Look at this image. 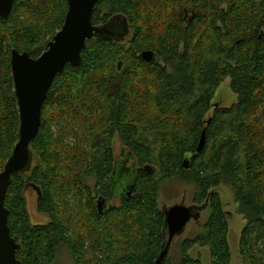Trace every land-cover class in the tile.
<instances>
[{"label": "trees", "instance_id": "1", "mask_svg": "<svg viewBox=\"0 0 264 264\" xmlns=\"http://www.w3.org/2000/svg\"><path fill=\"white\" fill-rule=\"evenodd\" d=\"M67 12V0H16L0 18V172L20 130L11 52L39 58ZM112 19L128 34L89 40L81 64L55 78L31 144L37 165L8 188L18 260L52 263L65 246L74 264H156L167 240L159 189L187 173L194 205L207 204L210 215L202 232L181 244L177 264H202L190 256L197 246L210 250L211 264L231 263L227 213L216 191L226 177L238 184L247 220L243 262L264 264V0H99L93 25ZM226 78L238 101L206 118ZM115 137L134 160V194L141 197L124 190L120 205L107 208L117 199ZM92 178L95 189L86 184ZM28 187L37 190L47 224L32 223ZM162 264L176 263L166 257Z\"/></svg>", "mask_w": 264, "mask_h": 264}, {"label": "water", "instance_id": "2", "mask_svg": "<svg viewBox=\"0 0 264 264\" xmlns=\"http://www.w3.org/2000/svg\"><path fill=\"white\" fill-rule=\"evenodd\" d=\"M16 0H0V18H7ZM99 0H67L68 12L62 29L48 43L47 50L37 59L29 53L11 52L13 84L20 116L19 140L13 153L0 172V264H22L17 258L21 245L12 237L8 225L9 210L5 199L12 179L16 175L28 172L33 165L31 144L39 134L42 125V108L55 78L62 74L67 65L77 67L82 62V53L89 40L112 39L122 41L128 34L127 28L120 27L118 19H112L102 26L92 23L94 9ZM145 60L153 58L151 52L143 54ZM205 136L199 143L201 152ZM186 166V165H185ZM187 167V166H186ZM125 195L139 199L134 194L133 185L125 190ZM202 206H186L184 202L162 209L165 215V234L167 240L156 264H162L168 257L171 245L181 236L191 221L199 222Z\"/></svg>", "mask_w": 264, "mask_h": 264}, {"label": "rangeland", "instance_id": "3", "mask_svg": "<svg viewBox=\"0 0 264 264\" xmlns=\"http://www.w3.org/2000/svg\"><path fill=\"white\" fill-rule=\"evenodd\" d=\"M131 35L128 39H131ZM127 39V40H128ZM238 96L232 88V79L226 78L219 86L213 100L212 109L206 118L212 116L215 108H229L236 104ZM205 145V143H204ZM115 159L117 160L118 167L116 168V179L113 185L114 199L111 203H108L107 208L117 207L120 205V196L123 191L133 185L135 180V168L134 160L130 157L127 158L128 151L120 143L118 137H115L112 143ZM37 165V161L34 160V164ZM86 184L95 189V179H89ZM219 193L223 209L227 213V221L229 226V245L232 254V260L230 264H244L243 258L239 251V243L242 232L247 224L245 216L241 213L240 205L236 201V194L238 191V184L232 178H224L221 184L216 189ZM195 195V186L192 183L189 175L183 174L177 179L165 182L161 185L158 192V207L163 209L164 207H171L175 204L185 203L186 206L194 205L193 198ZM27 207L30 219L33 224L43 225L47 224L49 219L42 215L38 210V193L33 187H28L26 192ZM210 215V210L207 208L202 211L199 222L191 221L185 232L176 237L171 245L168 257L171 258L176 264L180 261L181 250L180 246L186 239H191L202 232V226L207 221ZM190 256L193 259H200L202 264H211V255L208 248L195 247ZM47 264H74L69 250L65 246H61L58 251L55 260L52 263Z\"/></svg>", "mask_w": 264, "mask_h": 264}]
</instances>
